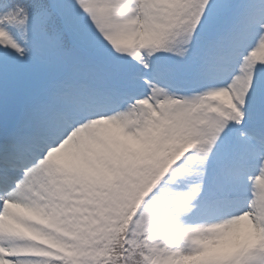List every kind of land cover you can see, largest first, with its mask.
Segmentation results:
<instances>
[{
    "label": "snow or ice",
    "instance_id": "obj_1",
    "mask_svg": "<svg viewBox=\"0 0 264 264\" xmlns=\"http://www.w3.org/2000/svg\"><path fill=\"white\" fill-rule=\"evenodd\" d=\"M0 264H264V0H0Z\"/></svg>",
    "mask_w": 264,
    "mask_h": 264
}]
</instances>
